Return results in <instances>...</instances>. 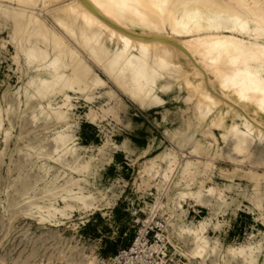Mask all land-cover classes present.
<instances>
[{"label": "rangeland", "instance_id": "1", "mask_svg": "<svg viewBox=\"0 0 264 264\" xmlns=\"http://www.w3.org/2000/svg\"><path fill=\"white\" fill-rule=\"evenodd\" d=\"M10 34L9 22L1 21L0 264H113L133 236L134 210L166 216L180 264H264V180L255 185L243 176L264 174V140L235 152L229 134L220 137L216 128L210 135L198 124L184 89L172 87L163 103L142 106L96 66L107 84L90 99L73 90L35 98L38 77L52 73L26 62ZM194 148L199 170L189 174L184 164ZM201 224L208 254L190 258L193 235L181 229ZM229 248H243L254 261Z\"/></svg>", "mask_w": 264, "mask_h": 264}, {"label": "bare ground", "instance_id": "2", "mask_svg": "<svg viewBox=\"0 0 264 264\" xmlns=\"http://www.w3.org/2000/svg\"><path fill=\"white\" fill-rule=\"evenodd\" d=\"M37 6L48 21L35 11ZM1 21L9 22L10 36L26 62L36 61L37 71L52 73L38 77L35 98L73 90L90 99L107 84L96 66L142 106L163 103L162 94L172 87L184 89L198 124L210 135L216 128L220 137L229 134L236 140L232 151L244 152L248 143L264 140V0H0ZM56 140L66 145L63 135ZM167 155L173 166L175 151ZM187 156L184 167L194 174L200 161L191 156L199 159L200 151L194 148ZM243 176L255 185L264 180L254 170H244ZM181 231L193 235L189 257L205 258L208 240L202 224ZM237 252L251 258L243 248L228 249Z\"/></svg>", "mask_w": 264, "mask_h": 264}, {"label": "built area", "instance_id": "3", "mask_svg": "<svg viewBox=\"0 0 264 264\" xmlns=\"http://www.w3.org/2000/svg\"><path fill=\"white\" fill-rule=\"evenodd\" d=\"M165 217L158 210L152 216L134 210L130 220L133 236L114 253L115 264H180L183 255L166 237Z\"/></svg>", "mask_w": 264, "mask_h": 264}]
</instances>
